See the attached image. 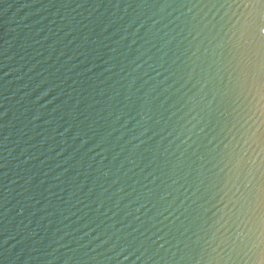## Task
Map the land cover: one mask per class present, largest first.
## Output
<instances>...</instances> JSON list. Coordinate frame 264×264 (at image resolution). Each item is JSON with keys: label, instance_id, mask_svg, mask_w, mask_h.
I'll list each match as a JSON object with an SVG mask.
<instances>
[{"label": "water", "instance_id": "95a60500", "mask_svg": "<svg viewBox=\"0 0 264 264\" xmlns=\"http://www.w3.org/2000/svg\"><path fill=\"white\" fill-rule=\"evenodd\" d=\"M0 264H264V0H0Z\"/></svg>", "mask_w": 264, "mask_h": 264}]
</instances>
